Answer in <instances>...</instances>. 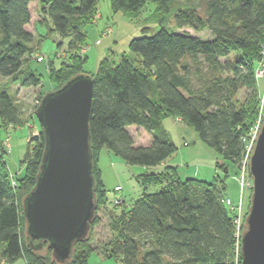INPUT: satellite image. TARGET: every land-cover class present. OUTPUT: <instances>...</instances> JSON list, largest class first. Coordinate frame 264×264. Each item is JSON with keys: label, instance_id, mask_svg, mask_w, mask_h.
I'll use <instances>...</instances> for the list:
<instances>
[{"label": "trees", "instance_id": "1", "mask_svg": "<svg viewBox=\"0 0 264 264\" xmlns=\"http://www.w3.org/2000/svg\"><path fill=\"white\" fill-rule=\"evenodd\" d=\"M148 1L166 12L171 3L186 1L172 9L175 28L161 26L154 34L131 38L118 63L104 57L96 73H88L93 79L89 129L95 196L97 206L108 210L111 230L104 253L121 264H233L234 211L222 199H238L239 194H226V179L230 165H243L258 110L255 70L263 58L264 0H203L198 6L192 0H110V5L114 12L136 16ZM35 13L37 23L50 21L48 32L69 36V59L56 68L46 65L60 85L87 73L82 70L83 25L94 22L97 0H0V76L13 78L21 87L41 83L40 73L26 65L37 49V23L30 27ZM183 27L205 29L209 37L177 30ZM241 89L249 95L238 103ZM22 115L8 88L0 86V261L87 264L97 250L91 243L99 222L96 210L87 236L75 242L72 255L62 263L45 244L35 251L28 243L22 202L36 183L45 138L39 124L31 136L34 145L21 161L22 172L12 174L2 129L23 124ZM166 116L180 117L197 132L217 154L215 167L222 173L217 170L210 181L181 178L177 167L166 163L176 148L162 127ZM132 128L142 130L145 140L136 141ZM102 148L129 164L158 166L156 172L136 174L143 190L132 202L121 200L119 207L118 200L108 202L97 167ZM149 186L158 189L148 191Z\"/></svg>", "mask_w": 264, "mask_h": 264}, {"label": "rangeland", "instance_id": "2", "mask_svg": "<svg viewBox=\"0 0 264 264\" xmlns=\"http://www.w3.org/2000/svg\"><path fill=\"white\" fill-rule=\"evenodd\" d=\"M186 1L173 2L170 4L169 10H156L153 2L148 1L136 16H130L123 11L114 12L111 9L110 0H97L98 13L92 23H85L83 31L85 32V45L82 46L86 61L82 66L83 72L95 74L100 60L107 57L112 62L118 63L123 55L128 51V42L131 38L140 36L143 33L154 34L163 26L167 28H175L173 7L183 5ZM197 6L203 4V0H192ZM200 7V6H199ZM36 19V20H35ZM37 13L32 15L30 27L33 29L37 23ZM48 26H51L48 20L38 22L36 25V33L33 45L37 48L32 57L28 58L27 66L35 68L42 77L38 86L21 87L13 78L0 76V86L7 87L10 94L17 105H20L22 117L25 120L23 124L12 126L10 124L4 126L3 146L6 150L5 159L11 173H21L27 147L32 148L34 140L32 135H36L39 130V123L35 114L41 98L48 91L58 88L60 79L54 73H50L47 63L53 67H58L61 61L69 59L67 44L69 36H60L55 32H48ZM178 31L188 30L192 34L199 35L203 38L209 37L207 30L194 31L189 27L178 28ZM81 51V52H82ZM42 55L43 60L37 61L34 55ZM264 55V48L262 50ZM258 88L256 89L258 99V110L251 123L250 131L260 125L264 116V77L257 79ZM249 90L241 89L236 94L238 103L246 100ZM162 127L168 132L176 148L174 152L167 157L166 163L177 167L178 173L181 175L189 174L193 176L195 173L202 177H196L202 180L210 181L212 176L218 170L216 169L217 154L204 141H202L197 132L189 127L180 117L166 116L162 120ZM136 141L145 140V134L142 130L132 128ZM143 134V135H141ZM249 154L246 153L244 166L235 168L230 165L228 177L226 179V194L232 198H236L239 194L240 180L244 183L249 182L250 185L245 187L247 199L252 189V178L248 170ZM97 167L100 172V179L105 189L108 202L118 200L116 207L120 206L121 200L130 203L140 196L142 186L136 179V174L143 171H158V166H142L138 164H129L124 162L120 157L113 154L106 148L99 150L97 154ZM198 169V170H197ZM181 176L186 178L188 176ZM195 177V175H194ZM115 185L120 186V190H115ZM244 188V190H245ZM148 191L157 190L158 187L149 186ZM246 200V199H244ZM247 200L245 202L246 206ZM99 222L93 228L92 245L97 246L99 253H104V245L111 237V230L108 220V210L101 205L96 207ZM245 218V217H244ZM25 228V223L23 230ZM24 231H22L23 233ZM90 254L87 264H92ZM107 257V256H106ZM109 258V257H108ZM115 261L114 264H118Z\"/></svg>", "mask_w": 264, "mask_h": 264}, {"label": "water", "instance_id": "3", "mask_svg": "<svg viewBox=\"0 0 264 264\" xmlns=\"http://www.w3.org/2000/svg\"><path fill=\"white\" fill-rule=\"evenodd\" d=\"M93 79L71 76L41 98L35 114L45 138L36 183L24 197L25 232L30 247L51 250L62 263L75 242L88 234L97 207L89 119ZM252 178L240 236V264H264V116L249 154Z\"/></svg>", "mask_w": 264, "mask_h": 264}, {"label": "built area", "instance_id": "4", "mask_svg": "<svg viewBox=\"0 0 264 264\" xmlns=\"http://www.w3.org/2000/svg\"><path fill=\"white\" fill-rule=\"evenodd\" d=\"M37 61H42L44 58L42 55H35ZM255 74L257 78L264 77V55L263 58L258 63V66L255 70ZM259 125L255 128V130H251L249 133L248 141L245 145V158L246 153H248L251 148L254 141V138L256 136V133L258 131ZM244 158V162H245ZM243 162V166H244ZM250 183H244V180H240V189H239V196L236 202H233L230 198H224L222 199V202L228 206L229 209L234 211L233 216V223H234V238H235V253L233 257V264H240L241 262V254H240V236L243 230V222L245 217V200L246 199V189L245 187L249 186ZM245 188V190H244ZM115 190H120V186L116 185Z\"/></svg>", "mask_w": 264, "mask_h": 264}, {"label": "crops", "instance_id": "5", "mask_svg": "<svg viewBox=\"0 0 264 264\" xmlns=\"http://www.w3.org/2000/svg\"><path fill=\"white\" fill-rule=\"evenodd\" d=\"M177 171H179V170H177ZM214 172H215V170H214ZM178 174L180 175V177L185 175V174L181 175L180 173H178ZM194 175L196 177L197 176L198 177H202V176H200V174H196L195 173ZM185 176H188V174H186ZM189 176H191V175L189 174ZM92 254H94L93 257H91L92 264H114V262L116 261V260H114L112 258H108L106 256H103L102 253H99V250L93 251ZM0 264H26V263H25V261L23 259H18V260L14 261V262H11V263L4 262V261L1 260ZM118 264H121V263L119 262Z\"/></svg>", "mask_w": 264, "mask_h": 264}, {"label": "bare ground", "instance_id": "6", "mask_svg": "<svg viewBox=\"0 0 264 264\" xmlns=\"http://www.w3.org/2000/svg\"><path fill=\"white\" fill-rule=\"evenodd\" d=\"M68 259H69V258H68ZM68 259H67V260H68Z\"/></svg>", "mask_w": 264, "mask_h": 264}]
</instances>
